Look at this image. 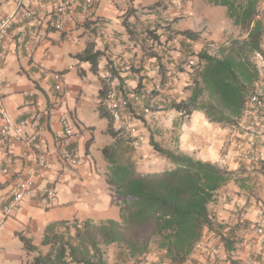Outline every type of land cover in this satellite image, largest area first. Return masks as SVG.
Segmentation results:
<instances>
[{"label":"crops","instance_id":"0c3cea01","mask_svg":"<svg viewBox=\"0 0 264 264\" xmlns=\"http://www.w3.org/2000/svg\"><path fill=\"white\" fill-rule=\"evenodd\" d=\"M20 1L0 0V18L14 13ZM141 2L142 0L137 3L133 0L132 4H127L126 0L121 2L96 0L93 18L84 20L77 11L70 12L63 17L61 29L55 30L48 24L51 5L47 1H41L36 4L37 18L15 23L4 41L0 70L2 81L0 108H3L14 122L26 120L25 131L37 132V141L33 151L14 140H10L4 148L0 147V168L5 151L11 152L14 156L8 175L3 174L0 169V216L2 205L12 197L17 179L24 175L36 155L44 156L47 164L37 171L33 178L34 185L39 188L53 186L56 192L48 205H41L34 199H26L6 218L0 226V264H29L31 261L27 259L30 255L32 259L38 252L45 253L48 245H42L41 241L49 223L73 219L79 221L91 219L94 222L119 219L116 195L108 190L105 181L108 163L100 152L103 146L113 143L114 138L105 131L107 120L104 122V119H101L102 122L99 121L96 127L95 123L89 120V111H92L91 116L98 114L99 76L106 74L107 58L113 64L119 65L121 62H134L132 57L142 53L138 43L143 40L144 34H139L137 40H132L123 26L127 7L136 9ZM259 7L264 14V0L260 1ZM131 16L130 13L126 18L128 23ZM29 34L33 36V51L31 56L27 57L20 42ZM87 46L104 52L98 61V73L91 71V64L88 61H80L75 57ZM262 49L264 50V44ZM52 72L61 74L64 87L60 94L54 89ZM129 82H133L129 87L135 85L134 80ZM255 86L259 91H264V70ZM61 114L69 115L76 126L72 129L73 135L67 142L78 159L77 165H70L61 157V143L64 141L59 122ZM34 116L39 118L37 125L31 124ZM241 127H232L230 148L223 155L220 151L222 145L219 140L220 133L214 129L215 124L209 123L199 111L191 113L179 135L180 150L196 158L219 164L225 157L229 169L235 170L234 179L223 186L219 191L217 203L212 206L216 221L224 224L223 227H232L234 236L239 226L243 224L248 226L258 221V211L264 202V195H260L257 190V182H251L246 186L237 178L264 174V142L261 140H257L256 162L240 161L238 157L237 145L243 133ZM208 128H211V135L206 131ZM200 134L206 139H201ZM209 136L210 146L207 143L210 140ZM193 145L197 148L196 151L193 150ZM147 152L150 151L147 149ZM152 158L157 161L152 163L141 161L139 170L149 171L151 165L160 161V156L156 152H153ZM255 180L258 181V178ZM248 190L251 192L246 194ZM237 210L243 211L239 215ZM238 233L241 237L240 230ZM19 234L29 238L31 244L37 247L36 251L27 253L18 237ZM213 235V231L203 232V237L210 242L214 240ZM247 249L254 248L244 244L240 250L232 248L221 251L218 256L227 260L220 264H230L228 262L230 258L238 259L245 264ZM163 254L164 251L150 250L137 259L129 260H132L130 264H168ZM193 260L195 264L208 261L200 250L193 252Z\"/></svg>","mask_w":264,"mask_h":264},{"label":"trees","instance_id":"16d2710c","mask_svg":"<svg viewBox=\"0 0 264 264\" xmlns=\"http://www.w3.org/2000/svg\"><path fill=\"white\" fill-rule=\"evenodd\" d=\"M205 1L225 7L226 17L245 35L220 45L214 54L205 48L191 52L196 64L190 63L189 67L195 70L191 82L185 86L188 93L183 98L168 99L159 88L146 93L148 76L143 59L138 64L131 61L115 65L107 58L106 74L99 76L97 111L107 119L105 131L114 138L113 143L103 146L101 151L108 163L106 183L118 198L119 219L99 222L73 219L49 223L41 241L42 245H48V249L45 253L35 254L29 264H110L107 250L112 245L117 248L119 260H127L145 255L153 243L164 251L163 257L168 264H181L193 252L205 230L217 231L218 227L224 226L216 221L212 206L217 203L223 186L234 179L235 170L180 150L176 136L175 145L167 148L150 134L148 143L156 154L170 159L175 165L162 171L138 172L130 157L136 138L123 136L125 130L113 126V116L105 104L109 92L114 89L127 99V111H132L133 119H141L144 123L145 107L152 111L175 110L180 114L179 126L193 111L203 113L211 123L237 125L248 96L255 91V84L260 80L254 56L262 52L264 44L261 0ZM159 5L160 0H156L146 8ZM128 14L130 11L125 13L123 26L130 39L137 40L139 34H144L138 43L144 58L154 59L155 65L162 68L161 72L167 74L166 65L154 48L155 43H160L157 27L136 32L126 21ZM170 27L168 22L167 29ZM174 33L182 36L180 43L184 47L186 40L196 42L200 38L199 32L191 29L175 30ZM103 55V51L87 46L75 57L88 61L91 71L98 73V61ZM126 64L128 70L124 69ZM172 64L175 72H181L177 63ZM130 80L135 81L133 87H129ZM130 93L139 97L135 106ZM232 231V227L229 228V232ZM18 237L27 253L36 251L37 247L29 238L23 234ZM229 237L230 234L224 238L226 249H232L234 244Z\"/></svg>","mask_w":264,"mask_h":264},{"label":"built area","instance_id":"2783aa9c","mask_svg":"<svg viewBox=\"0 0 264 264\" xmlns=\"http://www.w3.org/2000/svg\"><path fill=\"white\" fill-rule=\"evenodd\" d=\"M41 1H47L50 3V13L48 18V24L55 30L61 29L62 19L70 12L77 11L78 14L84 19L88 20L95 16L96 12V0H21L17 6V10L0 18V70L2 66V46L13 25L22 20H34L38 16L37 3ZM33 36L29 34L26 38L21 40V48L25 55L30 57L33 51ZM255 63L259 71V75L264 70V50L262 52L255 53ZM129 65L126 64L124 69L128 70ZM52 79L54 80V89L59 94L63 91V81L59 72H52ZM2 81L0 78V99L2 97ZM149 89L146 93H149ZM33 95L32 93H27ZM129 97L133 99V105H137L139 97L133 93L129 94ZM106 107L110 111L114 119V125L121 127L124 130H128L131 126V120L134 114L132 111H127V99L119 96L114 89H112L106 100ZM148 112V109L144 107V113ZM31 124L37 125L39 118L34 116ZM264 91H259L257 88L252 92L246 102L241 117L238 119L237 125L242 126V135H240V142L237 145L238 157L240 161L253 162L258 160V145L257 140L264 142ZM59 122L62 126L64 141L61 143L62 152L61 157L67 161L70 165H76L78 159L75 156L73 149L68 147L67 140L73 135L71 128V120L66 114L59 116ZM27 121L21 120L14 122L9 117L7 112L0 108V147H6L10 140L20 142L23 146L35 150L37 141V132L28 133L25 131ZM262 136V137H261ZM14 162V156L11 152L5 151L1 161V172L8 175L11 171ZM47 161L42 155H36L32 164L27 167L24 175L19 177L13 187L12 197L2 205L0 226L4 223L6 218L11 215L17 208H19L26 199H34L41 205H48L50 199L55 195V188L48 186L39 188L34 185L33 178L37 171L46 166ZM261 208L258 211L259 219L257 222L248 226H242L240 229L242 244H246L247 247H253L254 249H247L245 253V264H264V202L260 205ZM214 232V240L210 242L207 238L202 237L195 244L194 250H200L206 256V261L203 264H220V262L227 260V258H221L218 254L221 251H226L225 237L228 236L229 228L222 227L220 231ZM229 233V234H228ZM230 239H235L234 235H230ZM236 245L234 242L233 247ZM231 250V249H230ZM193 252L190 256L181 264H195L193 260ZM230 264H243L238 259H229Z\"/></svg>","mask_w":264,"mask_h":264},{"label":"rangeland","instance_id":"374dc122","mask_svg":"<svg viewBox=\"0 0 264 264\" xmlns=\"http://www.w3.org/2000/svg\"><path fill=\"white\" fill-rule=\"evenodd\" d=\"M126 1L127 4H132L133 0ZM134 1L137 3L139 0ZM154 1L156 0H142V2L137 5L136 9L127 7L126 12L130 11V13L132 14L129 24L131 25L132 29L139 30H136V32H142V30L146 27H157L156 32L160 34L159 44L162 45V47H159V44L157 43H155V46L156 50L161 55L162 62L166 65L168 73H162V68H159L155 65L154 59H151L149 61L148 58H144L143 49H141V47L139 48L141 49L142 53H139L140 55L138 56L134 55L132 58H134L135 64H138L139 60L141 59H143L144 61L143 65L147 72L146 75L148 76V80H146L147 89L150 90L152 88H159L162 95L167 96L168 99L179 98L180 96L185 97L188 93V90L185 89V86H187V84L191 82V75L195 70L189 67V65L190 63L192 65L196 64V58L191 52H197L200 49L205 48L208 53L214 54L217 52L220 45L227 43L232 38L244 36L245 32L243 30H240L237 26L232 25L230 20L226 17L225 7L223 6L211 5L205 0H160V5L157 8H146V6L151 5ZM119 2H121V0H119ZM168 22H170L171 24V27L169 29H167ZM182 29H191L199 32V40L197 42H187L186 47H184L183 44L180 43L182 40V36L174 33L175 30ZM167 38H170V41L168 40V43ZM181 48H183L184 50ZM145 52L146 54H148L149 50L147 49V51ZM188 61L190 62L188 63ZM171 62L177 63L179 65V68H182L181 72H175L174 64H172ZM163 82H165V84H163ZM129 84L132 85L133 82H129ZM91 112L92 111H89V120L93 121L96 127H98L99 121L102 122L101 119H104V122L105 120H107L106 118L101 117L98 112L97 115L91 116ZM67 116L71 120V128H76V126H74L73 124V119L69 115ZM179 116L180 114L172 109L157 111L148 110V112L144 113L145 123L138 118H134L131 120V126L128 128V130H125L124 134L122 135L136 138V140L133 142L134 148L131 152L130 157L132 158V160H134L135 167L138 172L145 173L151 171H162L174 167L175 164L170 159L160 156V161H158V163H155V165L153 166L151 165L149 167V171L139 170V164L141 161L151 163L157 161L153 160V152L155 151L148 143V137L150 134L153 135V138L157 142L167 148H172L175 145L174 137L176 136L178 138L179 145V135L181 128L187 123L188 119L190 118V116L184 117L182 124L179 126L177 125V123H179ZM214 124V129H216L220 133L219 140L222 144L220 150L221 155L226 154L227 150L230 148L229 138L231 137L233 126L222 123ZM113 126L116 127V125L114 124ZM206 131L211 135V128H208ZM209 137L210 140L208 139L209 141L207 142L208 146H210L211 144V136ZM200 138L206 139L205 137L201 136V134ZM147 149L150 152H147ZM196 149L197 148L195 147V145H193V150L196 151ZM100 152L103 156L101 149ZM103 158L104 160H106L104 156ZM223 159L224 161L221 162V165L228 167V164L225 161V157H223ZM237 178H239V182L241 180L242 183H245L246 186H249L248 184H250L251 182H257V190L259 191L260 195H264V174H260L257 176L248 175V177L239 176ZM255 178H258V181L255 180ZM108 190L113 193V191L110 190L109 187ZM249 192L251 191H246V194ZM243 194H245V192ZM241 211L243 210H237V213L240 215ZM243 225L247 226L245 224ZM242 226H239L236 229L234 239V242L236 243L234 247L239 250L244 246V244L241 243L243 238L238 235V230H240ZM220 229L221 228L218 227L216 230L218 231ZM150 250L163 251L159 249L154 243L150 245ZM107 253L110 264L132 263V260L129 259L119 260L117 248L113 245L108 248ZM27 260L31 261V255Z\"/></svg>","mask_w":264,"mask_h":264}]
</instances>
